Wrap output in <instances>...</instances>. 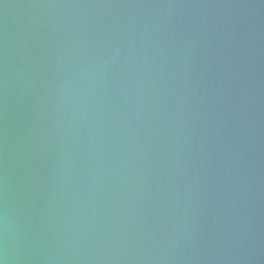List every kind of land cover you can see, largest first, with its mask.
Returning <instances> with one entry per match:
<instances>
[{
	"label": "water",
	"instance_id": "95a60500",
	"mask_svg": "<svg viewBox=\"0 0 264 264\" xmlns=\"http://www.w3.org/2000/svg\"><path fill=\"white\" fill-rule=\"evenodd\" d=\"M4 264H264V0H0Z\"/></svg>",
	"mask_w": 264,
	"mask_h": 264
},
{
	"label": "snow or ice",
	"instance_id": "6c2138e0",
	"mask_svg": "<svg viewBox=\"0 0 264 264\" xmlns=\"http://www.w3.org/2000/svg\"><path fill=\"white\" fill-rule=\"evenodd\" d=\"M0 264H4V261L2 259H0Z\"/></svg>",
	"mask_w": 264,
	"mask_h": 264
}]
</instances>
